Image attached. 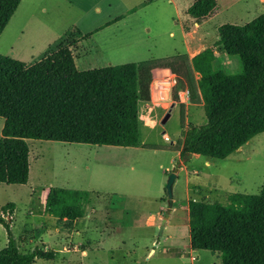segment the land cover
<instances>
[{
    "label": "rangeland",
    "instance_id": "rangeland-1",
    "mask_svg": "<svg viewBox=\"0 0 264 264\" xmlns=\"http://www.w3.org/2000/svg\"><path fill=\"white\" fill-rule=\"evenodd\" d=\"M196 1L22 0L0 36V53L31 64L65 43L71 45L77 67L86 70L183 53L191 59L212 48L214 66L241 72L238 55L219 51L218 28L250 22L264 12V0H215L213 11L200 19L188 12ZM120 15L125 16L83 38ZM157 69L173 74L156 78ZM157 69L150 71L151 99L140 104L139 146L28 139V183L0 182V216L12 222L20 251L39 247L55 255L33 264H221L218 253L191 247L188 203H227L231 193L258 194L264 184V132L224 159L184 158L176 142L191 125L205 123L203 103L191 104L185 88L175 100L172 67ZM180 103L185 104L184 128ZM3 125L0 117V137ZM174 171L178 179L171 216L161 231L169 208L166 185ZM51 186L88 190L84 216L67 220L46 212ZM7 203L15 205L12 215L2 211ZM7 242L0 223V249Z\"/></svg>",
    "mask_w": 264,
    "mask_h": 264
},
{
    "label": "trees",
    "instance_id": "trees-1",
    "mask_svg": "<svg viewBox=\"0 0 264 264\" xmlns=\"http://www.w3.org/2000/svg\"><path fill=\"white\" fill-rule=\"evenodd\" d=\"M22 0H0V36ZM145 2L143 5H146ZM215 0H198L188 9L195 18L207 17ZM136 8L129 10L134 12ZM120 15L83 35L88 39L121 19ZM218 49L238 55L243 70L227 73L215 68V50L207 48L193 58L183 53L160 59L127 62L80 70L71 45L60 43L38 61L27 64L0 53V182L27 184L30 177L28 139L136 147L140 145V104L150 101L151 70L171 66L176 75L173 98L189 91L191 104L203 103L205 123L191 125L175 149L224 159L264 132V12L245 24L218 28ZM75 41H72V45ZM200 78H195V73ZM172 72L156 71V78ZM185 104L180 123L185 125ZM90 192L51 186L45 211L67 220L84 216ZM190 245L218 253L221 264H264V184L258 194L231 193L227 203L191 199ZM14 203L2 211L14 212ZM8 242L0 249V264H33L54 258L39 247L21 252L12 222L0 216Z\"/></svg>",
    "mask_w": 264,
    "mask_h": 264
},
{
    "label": "water",
    "instance_id": "water-1",
    "mask_svg": "<svg viewBox=\"0 0 264 264\" xmlns=\"http://www.w3.org/2000/svg\"><path fill=\"white\" fill-rule=\"evenodd\" d=\"M171 116V112H169L165 117L164 119L162 120V124H166V122L168 121V119L170 118ZM193 153L191 152H187L185 155H184V158H187L189 156H192ZM177 179H178V174L176 171L172 172L170 175H169V178H168V181H167V185H166V191H167V194H168V199H169V208L167 210V213L165 214L164 218L162 219V227H161V231L163 230L165 224L167 223L168 219L170 218L171 216V208H172V205H173V196H174V187H175V184L177 182Z\"/></svg>",
    "mask_w": 264,
    "mask_h": 264
},
{
    "label": "crops",
    "instance_id": "crops-1",
    "mask_svg": "<svg viewBox=\"0 0 264 264\" xmlns=\"http://www.w3.org/2000/svg\"><path fill=\"white\" fill-rule=\"evenodd\" d=\"M22 2V1H21ZM20 6V5H19ZM19 8V7H18ZM120 21V20H119ZM118 22V21H117ZM114 24V23H113ZM112 25V24H111ZM110 26V25H109ZM108 27V26H107ZM216 57H217V54H216ZM216 60V59H215ZM214 63H215V61L213 62V65H214ZM28 64V63H27ZM32 64V63H31ZM215 68H219V69H222V67L220 66H214ZM157 69V68H156ZM157 70H160V69H157ZM224 70V69H223ZM224 71H226V70H224ZM227 73H229L228 71H226ZM173 74V73H172ZM47 141H51V140H47ZM57 142H59V141H57ZM141 144V143H140ZM178 153L180 154V151H178ZM199 154H193V156H197V157H200L201 155H199ZM205 157H208V156H205ZM201 158H202V156H201ZM208 161V160H207ZM210 161H212V160H210ZM112 201H113V199H111ZM44 203H45V201H44ZM45 205V204H44ZM153 216V215H152ZM151 216V217H152ZM150 217V218H151Z\"/></svg>",
    "mask_w": 264,
    "mask_h": 264
},
{
    "label": "built area",
    "instance_id": "built-area-1",
    "mask_svg": "<svg viewBox=\"0 0 264 264\" xmlns=\"http://www.w3.org/2000/svg\"><path fill=\"white\" fill-rule=\"evenodd\" d=\"M184 94H186V93H189V92H183ZM189 99V98H188ZM169 137L167 136V139H168Z\"/></svg>",
    "mask_w": 264,
    "mask_h": 264
},
{
    "label": "bare ground",
    "instance_id": "bare-ground-1",
    "mask_svg": "<svg viewBox=\"0 0 264 264\" xmlns=\"http://www.w3.org/2000/svg\"><path fill=\"white\" fill-rule=\"evenodd\" d=\"M161 80L165 81V80H168V79H161Z\"/></svg>",
    "mask_w": 264,
    "mask_h": 264
}]
</instances>
